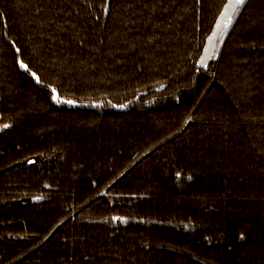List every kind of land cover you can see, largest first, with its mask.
Returning a JSON list of instances; mask_svg holds the SVG:
<instances>
[{
  "label": "trees",
  "instance_id": "1",
  "mask_svg": "<svg viewBox=\"0 0 264 264\" xmlns=\"http://www.w3.org/2000/svg\"><path fill=\"white\" fill-rule=\"evenodd\" d=\"M228 4L0 0V264H264V0Z\"/></svg>",
  "mask_w": 264,
  "mask_h": 264
},
{
  "label": "snow or ice",
  "instance_id": "2",
  "mask_svg": "<svg viewBox=\"0 0 264 264\" xmlns=\"http://www.w3.org/2000/svg\"><path fill=\"white\" fill-rule=\"evenodd\" d=\"M244 3H246V0H233L232 7L233 8H238L239 6L243 5ZM228 23H231V16L228 17ZM220 27H221V25L218 22L217 23V28L219 29ZM224 27L226 28L227 24H225ZM210 39H211V37H210ZM21 67H25V66L22 64ZM33 75H35V74H33ZM53 91L55 92V90H53ZM52 98H53L54 101L60 102L56 95H53ZM67 103H71V101H67ZM4 127H7V125H5ZM114 219H118V218H114Z\"/></svg>",
  "mask_w": 264,
  "mask_h": 264
},
{
  "label": "water",
  "instance_id": "3",
  "mask_svg": "<svg viewBox=\"0 0 264 264\" xmlns=\"http://www.w3.org/2000/svg\"><path fill=\"white\" fill-rule=\"evenodd\" d=\"M232 3H233V0H229V4H228V6L226 7V9L228 10H230L231 9V7H232ZM225 9V10H226Z\"/></svg>",
  "mask_w": 264,
  "mask_h": 264
}]
</instances>
